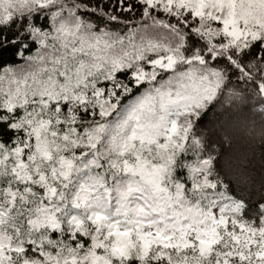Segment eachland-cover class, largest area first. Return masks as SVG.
Instances as JSON below:
<instances>
[{"label": "snow or ice", "instance_id": "snow-or-ice-1", "mask_svg": "<svg viewBox=\"0 0 264 264\" xmlns=\"http://www.w3.org/2000/svg\"><path fill=\"white\" fill-rule=\"evenodd\" d=\"M237 74L264 0H0V264H264L202 127Z\"/></svg>", "mask_w": 264, "mask_h": 264}, {"label": "trees", "instance_id": "trees-1", "mask_svg": "<svg viewBox=\"0 0 264 264\" xmlns=\"http://www.w3.org/2000/svg\"><path fill=\"white\" fill-rule=\"evenodd\" d=\"M3 59L13 58L7 54ZM202 127L210 129L220 166L237 181V189L259 200L264 192V106L238 81V74L231 76Z\"/></svg>", "mask_w": 264, "mask_h": 264}]
</instances>
